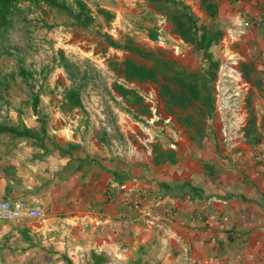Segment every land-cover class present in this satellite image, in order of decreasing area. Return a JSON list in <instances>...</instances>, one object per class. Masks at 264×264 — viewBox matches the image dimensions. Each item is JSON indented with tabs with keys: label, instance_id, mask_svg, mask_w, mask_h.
Segmentation results:
<instances>
[{
	"label": "crops",
	"instance_id": "1",
	"mask_svg": "<svg viewBox=\"0 0 264 264\" xmlns=\"http://www.w3.org/2000/svg\"><path fill=\"white\" fill-rule=\"evenodd\" d=\"M231 1H216L214 20L235 1L251 0ZM104 6L124 19L117 7ZM245 21L239 24L251 31ZM151 24L157 42L172 44ZM257 24L256 31L264 16ZM120 90L128 96L131 88ZM137 97L124 98L133 112L118 109L114 122L101 99L47 98L36 104L39 128L25 125L27 134L0 138V199L43 211L0 218V264H94L92 253L105 264H264V145L215 150L186 121L177 129L154 123L175 115L143 111Z\"/></svg>",
	"mask_w": 264,
	"mask_h": 264
},
{
	"label": "rangeland",
	"instance_id": "2",
	"mask_svg": "<svg viewBox=\"0 0 264 264\" xmlns=\"http://www.w3.org/2000/svg\"><path fill=\"white\" fill-rule=\"evenodd\" d=\"M183 1L190 6L198 24L214 21L227 33L210 47L218 60L211 112L202 100H196L194 105L187 107L168 108L162 101L156 82L128 79L118 69L117 62L128 57L155 68L166 64V72H198L206 65L202 51L178 39L179 36L169 26L166 11L171 6L170 2L86 0L93 12L97 4L103 7L109 4L120 9L124 18L112 19L106 24L104 16L98 14L90 28L72 25V19L55 8L25 2L20 4V10L14 13L12 23L0 37V124H15L19 129L35 124L39 128L43 118L35 116L36 104L47 98L101 99L100 109L108 114L106 120L114 122L117 110L128 108L123 104L124 98L128 97L134 103L139 96L144 104L140 107L143 111L148 109L158 114L171 110L175 115L166 119L158 117L154 123H172L177 129L186 121L193 135L201 136L199 139L208 141L215 150L231 147L235 151H244L248 146H263L264 25L258 31L256 27L264 16V0H247V5L235 1V9L219 13L215 20L201 9L200 0ZM216 1L220 5L233 3L231 0ZM157 11L161 16L153 14ZM245 20L249 21L248 29L252 28L251 31L239 24ZM151 23L162 26L169 33L168 40L172 44L157 42L158 32L151 33ZM104 32L109 33L119 45L150 49L153 57L110 44L102 34ZM72 35L73 38L68 39ZM146 37L154 45L148 44L144 40ZM121 85L136 89L138 95L130 90L127 96V92L120 90ZM125 104L131 105V102L126 101ZM38 107L40 111L45 108L40 104ZM128 111L133 112L131 108ZM14 136L0 132V138ZM103 261L102 254L94 258V264H105Z\"/></svg>",
	"mask_w": 264,
	"mask_h": 264
},
{
	"label": "trees",
	"instance_id": "3",
	"mask_svg": "<svg viewBox=\"0 0 264 264\" xmlns=\"http://www.w3.org/2000/svg\"><path fill=\"white\" fill-rule=\"evenodd\" d=\"M164 1V0H152ZM171 3L166 11V16L172 24V30L177 33L183 41L193 46L194 49L202 51L206 65L198 72L185 70H171L166 72V64L146 66L127 58L118 69L128 79L138 81L156 82L160 91V96L165 103H172L181 107L194 105L196 100H202L211 112L214 104V80L218 68V60L214 58L210 47L218 43L224 34L223 29L212 24H198L197 18L191 11L190 6L183 0H165ZM28 2L31 5H47L58 11L64 12L72 19V25L85 28L92 27L98 14L104 16L105 23H109L114 18V12L106 7L96 5L93 9L86 0H0V37L12 23V18L20 4ZM201 7L214 19L217 12V3L214 0H200ZM100 32V31H99ZM105 39L112 45L122 46L135 50L146 57H153L151 52L142 50L139 46L119 45L109 33H102ZM1 54V52H0ZM159 60H156V62ZM164 67V68H163ZM247 72V70H246ZM161 76V78H160ZM206 92H203V91ZM126 92V91H124ZM28 128L19 129L14 124H0V132H9L14 135H25ZM97 258V253H92Z\"/></svg>",
	"mask_w": 264,
	"mask_h": 264
},
{
	"label": "built area",
	"instance_id": "4",
	"mask_svg": "<svg viewBox=\"0 0 264 264\" xmlns=\"http://www.w3.org/2000/svg\"><path fill=\"white\" fill-rule=\"evenodd\" d=\"M245 23H247L245 21ZM134 208L140 207V200L137 197L131 199ZM43 211L39 206H30L26 201L3 197L0 199V218L16 219L22 216L40 217ZM110 264V263H109Z\"/></svg>",
	"mask_w": 264,
	"mask_h": 264
},
{
	"label": "clouds",
	"instance_id": "5",
	"mask_svg": "<svg viewBox=\"0 0 264 264\" xmlns=\"http://www.w3.org/2000/svg\"><path fill=\"white\" fill-rule=\"evenodd\" d=\"M180 37V36H179ZM181 40H183L181 37H180Z\"/></svg>",
	"mask_w": 264,
	"mask_h": 264
}]
</instances>
